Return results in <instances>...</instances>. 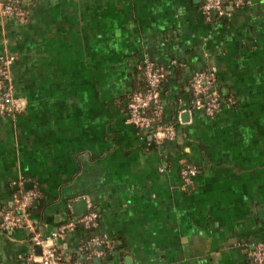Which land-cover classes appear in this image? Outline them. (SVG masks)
Here are the masks:
<instances>
[{"label": "crops", "instance_id": "0c3cea01", "mask_svg": "<svg viewBox=\"0 0 264 264\" xmlns=\"http://www.w3.org/2000/svg\"><path fill=\"white\" fill-rule=\"evenodd\" d=\"M200 4L21 0L24 17L0 25L23 101L14 117L0 116V206L35 189L29 217L48 235L89 199L91 230L111 247L86 255L79 226L56 242L65 259L253 264L264 242V0H225L212 19ZM144 59L164 70L161 118L175 125L172 140L125 121ZM210 68L222 102L213 116L191 107L189 88ZM183 162L196 167L186 186ZM29 251L38 255L24 227L0 230V264Z\"/></svg>", "mask_w": 264, "mask_h": 264}, {"label": "built area", "instance_id": "2783aa9c", "mask_svg": "<svg viewBox=\"0 0 264 264\" xmlns=\"http://www.w3.org/2000/svg\"><path fill=\"white\" fill-rule=\"evenodd\" d=\"M225 0H201L200 10L206 19L222 17L225 14ZM236 5L242 0H233ZM25 10L21 0H0V25L11 18H23ZM14 57L6 50L0 52V116L14 117L18 111L19 98L13 91L11 66ZM145 85L142 89L131 92L127 101V116L125 121L137 128L147 129L150 134L158 139L172 140L175 137V125L165 123L161 118L163 106L160 102L159 87L164 77V70L144 59L140 66ZM191 92V107L201 110L207 116H213L222 107V102L216 87V76L213 68L201 70L189 79ZM181 111L176 115V122H181ZM160 171L164 168L160 167ZM196 173V167L189 163H181L180 178L183 186L188 185L191 177ZM38 196L35 189L20 190L15 193L7 206H0V230H12L24 227L31 234L34 247H39V254L33 255L31 251L23 257L19 264H31L36 259L38 264H63L57 251L56 242L76 227L91 229L97 223V213L86 197V212L75 219L59 225L48 235H41L34 230L28 208L34 198ZM101 246H111L98 235H93L86 240L82 250L88 256H100L103 252ZM31 250V249H30ZM253 264H264V242L257 243L250 252ZM75 264V263H74Z\"/></svg>", "mask_w": 264, "mask_h": 264}, {"label": "trees", "instance_id": "16d2710c", "mask_svg": "<svg viewBox=\"0 0 264 264\" xmlns=\"http://www.w3.org/2000/svg\"><path fill=\"white\" fill-rule=\"evenodd\" d=\"M5 1H10V0H5ZM145 85V82H144V78H143V75L142 73L140 74L138 80H136V83L134 85V90L136 89H142ZM86 231V234L88 235V238H90L91 236L94 235L93 231L91 229H84ZM87 238V239H88ZM86 239V240H87ZM101 250H105V247L104 246H101ZM58 253H59V256H60V261L63 263V264H74V259L70 258V259H65V257H63L59 251V247L57 249ZM85 253L87 254L88 252L85 251Z\"/></svg>", "mask_w": 264, "mask_h": 264}, {"label": "water", "instance_id": "95a60500", "mask_svg": "<svg viewBox=\"0 0 264 264\" xmlns=\"http://www.w3.org/2000/svg\"><path fill=\"white\" fill-rule=\"evenodd\" d=\"M22 103H23V101L22 100H19L17 102L18 107L21 106ZM29 185H30V183H25L24 184L25 188H29L30 187ZM77 204L81 205V210L80 211L82 213H84L86 211L85 201L82 199V200L78 201L76 204L73 203V206L74 205H77ZM36 249H37V254H39V250H40L39 247H36ZM94 262H95V264L100 263V259L98 257H96V258H94Z\"/></svg>", "mask_w": 264, "mask_h": 264}]
</instances>
